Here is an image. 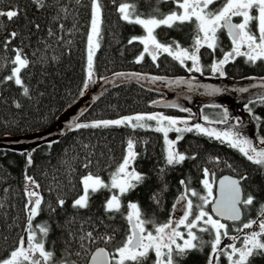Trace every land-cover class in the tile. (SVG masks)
Wrapping results in <instances>:
<instances>
[{
  "label": "trees",
  "instance_id": "trees-1",
  "mask_svg": "<svg viewBox=\"0 0 264 264\" xmlns=\"http://www.w3.org/2000/svg\"><path fill=\"white\" fill-rule=\"evenodd\" d=\"M62 2L67 4L71 15L58 22L53 20L54 10H40L33 0H2L0 2V10L7 11L19 7L27 13V20L40 25V29L37 30L31 25L26 27L27 21L23 16L14 22H9L7 17H0V28L3 29L0 31V42H3L12 31L22 33L21 37L9 45L8 50L0 48V80L10 74L11 64L8 61L14 56L12 49L22 46L29 59L33 61V67L25 70L23 75L32 92V100L39 101L38 103L30 101L28 97L23 96L22 89L12 82L0 84L3 101L6 102H0V204H3L0 208V258L6 257L8 252L16 246L19 238L26 234L24 232L26 224L24 174L27 165L26 157L21 153L32 151V149H36L33 153L34 163L31 167H27V174L35 177L41 186L39 190L45 196V201L53 206L58 196L66 199L70 205L76 196L82 194L80 179L88 172L98 174L109 182L111 173L125 154L126 142L130 137L137 142L136 151L141 153L136 162L137 170L148 173L152 179L127 199L139 201L148 218L154 219L156 223H163L170 215H173L172 205L183 191L180 180H190L189 187L201 195L207 194L201 183L204 179L202 173L204 167H208L215 173V181L223 173L236 176L247 174L251 177L247 182L251 184V187L247 191L251 192L256 187L264 189V180L257 166L247 161L237 150L208 137L187 133L185 139L179 143L180 150L190 155L194 153L199 155L195 161H186L184 165L168 170L166 176L168 190L164 193L161 204L157 206L149 197L153 191L158 190L155 173L164 165L162 134L151 130L133 131L127 127L82 129L69 132L67 122L64 120L66 115L73 120L79 117L82 122H90L157 110L177 117L187 114L180 112L177 108L165 107L167 101L190 108L194 113L203 110L204 114L212 117L213 114L208 111V107L200 105L202 101L212 98L204 94L203 88L189 92L186 85L169 86L167 81L194 76L199 84L211 85V79L208 76L213 75L208 66L213 60L222 58L224 52L231 50V41L226 32H221L219 48L215 54H210L206 48L201 49L202 63L205 66L202 75L195 72L189 73L166 53L155 62L145 54L143 62L136 63V58L143 51V45L138 41L129 44L128 41L133 36L145 35L144 30L141 26L128 24L120 18L117 7L124 0H116L115 3L112 0H102L104 23L101 47L94 57L95 83H91L81 96L80 92L83 90L86 79V48L90 30L91 0H80L79 3L76 0H62ZM128 2L137 3L140 12L148 14L150 11L146 0H128ZM150 3L151 6H157L158 0H150ZM158 6L163 13L175 8L171 0L159 2ZM216 7H219V3ZM235 20L238 21V18ZM59 24L64 25L63 31L59 28ZM194 28V25H184L179 29L161 28L157 30V35L161 42L170 43L172 40H179L183 47L190 48L194 41ZM49 29L55 35L49 36ZM61 36L63 40L58 39ZM21 39L24 41L23 45L20 44ZM53 56L57 59L53 60ZM42 57L43 62H41ZM188 63L190 66L191 62ZM226 71L228 74L224 77L225 84L222 88L229 83L230 86L244 85L243 88L249 89L248 92H240L234 87V90H228L234 93L233 97L236 99H231L234 111L243 120L252 122L248 114L240 109L237 100L240 95L260 88L252 87V85L258 86L261 78H264V63L258 62L253 65L247 63L244 57H237L234 62L226 66ZM117 73H140L148 78L141 79L131 75L117 76L115 75ZM154 76L165 79L153 82L151 77ZM169 89L174 90L178 96L174 97ZM37 90L44 94L42 98L35 95ZM185 95L189 97L185 98ZM189 99L193 100L191 101L193 105L188 103ZM13 101H19L24 105L23 110L16 109ZM153 101L159 103L153 104ZM251 107H253L252 116L262 118V120L255 119V122L251 123L255 126L250 131L252 139L254 138L253 140L258 143V138L264 137V105L256 103ZM81 112L83 116H80ZM169 135L174 139L176 133ZM50 141H58V143H53L49 148ZM144 141H147V144H144ZM84 145L88 147L85 148ZM217 156L221 163L210 161L211 157ZM88 160L92 163L85 169L83 165L88 163ZM229 164L231 168L227 166ZM49 189L52 191L50 192ZM108 196L107 190L97 193L92 198V211L81 213V215L104 218L102 205ZM259 199L264 203V191L261 192ZM193 200L194 203H200L197 198ZM206 210L211 211L210 204L206 206ZM72 214V210L68 208V215ZM257 214L258 210L253 209L248 216L255 218ZM56 219L63 222L65 217L61 214ZM45 221L51 223L47 212L37 217L34 225ZM104 224L110 227L100 226V233L114 235L115 239L109 245L103 242L93 245V249L106 246L111 250L118 246L129 227L124 217L119 214L114 219H105ZM229 224L231 227V222ZM149 229H152L151 225ZM84 230L90 231L92 228L85 225ZM233 234H235L234 231ZM203 235L205 240L210 239L207 234ZM63 238L60 230H56L48 237L50 242H55L58 254ZM74 250L78 249L74 248ZM208 252L207 247L202 253L193 252L183 261V264H207ZM72 259L78 258L73 256ZM79 264H85V261L79 260ZM221 264H227L225 257H221ZM253 264H264V258L254 259Z\"/></svg>",
  "mask_w": 264,
  "mask_h": 264
},
{
  "label": "snow or ice",
  "instance_id": "snow-or-ice-1",
  "mask_svg": "<svg viewBox=\"0 0 264 264\" xmlns=\"http://www.w3.org/2000/svg\"><path fill=\"white\" fill-rule=\"evenodd\" d=\"M76 2L79 3L80 0ZM112 2L115 3L116 0ZM159 2H167V0H158ZM171 2L175 8L167 13L160 11L158 3L157 6H151L150 0H146L150 6L148 14L140 12L135 2L130 3L124 0L118 5L117 11L120 18L128 24L141 26L145 32V35L133 36L128 41L129 44L138 41L143 45V51L136 58V63L143 62L145 54L155 62L166 53L189 73L195 72L202 75L205 66L202 63L201 49L206 48L210 54H215L219 48L221 32H226L230 38L231 50L224 52L222 58L213 60L208 66L213 76L226 77L228 74L226 66L234 62L237 57H244L247 63L253 65L258 62L264 63V0H171ZM33 3L40 10H54L53 20L57 22L71 15L67 4L62 0H51V2L33 0ZM218 3L219 7H216ZM22 16L27 21L26 27L31 25L37 30L40 29L39 24L27 20V13L19 7L7 11L0 10V17H7L9 22H14ZM235 18H239V22H235ZM103 23L102 0H91L90 30L86 48V79L83 90L80 92L81 96L91 83H95L94 57L101 47ZM184 25L195 26L194 41L190 48L183 47L179 40L164 43L158 39V29H179ZM59 28L63 31L64 25L59 24ZM2 30L0 28V31ZM48 35L55 34L49 29ZM21 36V32H10L7 38L0 42V48L8 50L9 45ZM58 39L63 40V37ZM23 43L21 39L20 44L23 45ZM12 51L14 56L8 61L11 64L10 74L4 76L0 84L12 82L22 89L23 96L28 97L33 103H38V100H32V92L23 75L25 70L33 67V61L29 59L22 46L15 47ZM52 59L55 60L57 57L53 56ZM188 62H191L190 66ZM115 75L148 78L140 73ZM164 79L159 76L151 77L153 82ZM167 83L169 86L177 87L186 85L189 92L203 88L204 94L209 96L227 91L222 87L199 84L194 76L169 80ZM258 86L264 89V78H261ZM238 91L248 92L249 89L245 87ZM35 95L42 98L44 94L37 90ZM0 102H5L2 91H0ZM157 103L159 102L153 101V104ZM256 103L264 105V91L256 93L244 107L251 114L253 107L250 105ZM13 104L16 109L24 108L19 101H13ZM164 106L177 108L180 112L189 113V115L177 117L165 115L163 112L136 113L117 119L90 122H82L79 117L73 120L66 115L64 120L67 122L69 132L82 129L127 127L133 131L151 130L162 134L164 165L155 173L158 190L153 191L149 197L157 206L161 204L163 195L168 190L166 179L168 170H174L177 166L184 165L186 161H195L199 155V153L190 155L180 150L179 143L185 139L187 133L208 137L237 150L247 161L257 166L264 180V137L258 138L257 143L245 135L244 121L239 117H232L227 107L218 104L210 105L212 108L221 109L215 118L204 114L202 110L200 119L205 123H192L195 114L190 108L182 107L178 103H166ZM80 116H83V112ZM254 119L262 120L259 116H254ZM170 133H176L174 139L170 138ZM53 143L58 141L48 142V147L51 148ZM136 143L131 137L127 140L125 154L111 173L109 182L92 172L82 176L80 179L82 194L76 196L70 205L66 199L59 196L55 200V206L45 201V196L39 190L40 184L35 177L27 174V167H31L34 163L33 153L36 149L21 153L26 157L27 165L24 174L26 238L21 236L8 255L0 258V264H79V260H84L85 264H183L191 253H202L205 247L209 249L207 264H221V257L226 258L227 264H253L254 259L264 258V203L259 199L264 189L256 187L251 192L247 191L251 187V184L247 183L251 179L250 176L243 174L222 178L218 182L220 195L216 198L213 195L216 184L215 173L208 167H204L202 169L204 179L201 183L207 194L201 195L189 187L190 180H180L183 191L172 205L173 215H170L163 223H156L154 219L148 218L139 201L127 199L152 179L148 173L137 170L136 162L141 153L136 151ZM143 143L147 144V141ZM84 147L87 148L88 145ZM210 161L221 163L218 156L211 157ZM91 163L92 161L88 160L83 167L87 169ZM227 166L232 167L230 164ZM103 190L109 192L108 198L102 205L105 217L94 218L81 215V213L92 211V198ZM49 191L51 192L52 189ZM193 198H197L200 203H194ZM209 204L212 205L211 211L206 210ZM178 205L183 214L176 218L174 213ZM2 207L3 204H0V208ZM68 208L72 210V215H68ZM253 209H257L258 214L255 218H250L248 213ZM44 212L48 213L51 223L45 221L34 225L36 218ZM61 214L65 217L63 222L56 219ZM117 214L123 216L129 225L123 240L111 250L106 246L93 249L92 246L100 242L105 245L112 244L114 235L101 234L99 227H110L104 224V220L114 219ZM85 225L91 226L92 230L85 231ZM149 225L152 226L151 230ZM56 230H60L64 237L61 240L62 247L59 249V254L55 248V242L48 240L50 234ZM203 234H207L210 239L205 240ZM225 239L231 242L225 243ZM73 256L78 259H72Z\"/></svg>",
  "mask_w": 264,
  "mask_h": 264
},
{
  "label": "rangeland",
  "instance_id": "rangeland-1",
  "mask_svg": "<svg viewBox=\"0 0 264 264\" xmlns=\"http://www.w3.org/2000/svg\"><path fill=\"white\" fill-rule=\"evenodd\" d=\"M238 22H239V18H238ZM207 75V74H206ZM205 75V76H206ZM211 80V85L212 86H216V87H222L224 84H225V79H224V77H219V76H215V77H213V76H211V75H209L208 76ZM214 79V80H213ZM218 79V80H217ZM217 82V83H216ZM239 83H244V82H239ZM229 84V83H228ZM228 84H226L224 87H225V89H229V90H234L233 89V87L234 88H238V89H240V88H243L244 87V85H238V86H230V85H228ZM257 87H259V86H257ZM231 88V89H230ZM237 89V90H238ZM169 90H171V89H169ZM228 90V92H222V93H219V94H217V95H214V96H212V98H209V99H207V100H205V102L204 101H202V104H200V105H206V106H209L208 107V111H211L212 112V117L213 118H215V116H216V114L217 113H219L220 111H221V109H217V108H212V107H210V105H213V104H218V105H222V106H224V107H227L228 109H229V112H230V114H231V116L232 117H239L240 119H242L235 111H234V109H233V107H232V101H231V99H234V100H236L234 97H233V92H231V91H229ZM261 91H264V89H261V88H257V89H255V90H253L252 92H250V93H246V94H244V95H240L239 97H241V98H239V100H237V101H239L238 103L240 104V109L245 113V114H248V116L251 118V121L253 122L255 119H254V117L252 116V113L250 114L247 110H246V108L244 107V105L248 102V100L250 99V98H252L256 93H258V92H261ZM171 94L172 95H174V97H176L175 95H177L178 96V94L176 93V92H174V90H171ZM186 97H189V96H186L185 95V98ZM196 97V96H195ZM200 97V96H199ZM191 101H193V100H190L189 99V102L188 103H191ZM166 103H170L169 101H167ZM192 105H193V103H191ZM251 106V105H250ZM192 111V110H191ZM152 112H163L165 115H168V114H166V112H164V111H162V110H157V111H152ZM152 112H149V113H152ZM192 113H194L193 111H192ZM195 114V117L193 118V120L191 121L192 123H197V122H199V123H205L202 119H200V116H201V111L199 112L198 111V113H194ZM189 115V113H187V114H183L182 116H178V117H184V116H188ZM171 116H173V115H171ZM243 120V119H242ZM244 121V127H243V132H244V134L245 135H248L250 138H252V136H251V133H250V131H251V129H253V128H255V126H254V123H253V126H252V122H250L249 120H243ZM255 122V121H254ZM215 127H226V126H224V125H214ZM252 126V127H251ZM255 135V134H254ZM254 139V138H253ZM213 195H214V191H213ZM183 214V212H182V209L180 208V206L178 205L177 206V209H176V211H175V217L176 218H178L179 216H181ZM181 230H183V229H181ZM25 238H26V234H25ZM231 241L230 240H228V239H225V243H230Z\"/></svg>",
  "mask_w": 264,
  "mask_h": 264
},
{
  "label": "water",
  "instance_id": "water-1",
  "mask_svg": "<svg viewBox=\"0 0 264 264\" xmlns=\"http://www.w3.org/2000/svg\"><path fill=\"white\" fill-rule=\"evenodd\" d=\"M235 22H238L235 20ZM226 176H236V175H233V174H230V173H223L221 175H219L217 178H216V184H215V190H214V196L216 198H219V195H220V192H219V180H221L222 178L226 177ZM210 210H212V205L210 204ZM98 247H104V246H98Z\"/></svg>",
  "mask_w": 264,
  "mask_h": 264
},
{
  "label": "bare ground",
  "instance_id": "bare-ground-1",
  "mask_svg": "<svg viewBox=\"0 0 264 264\" xmlns=\"http://www.w3.org/2000/svg\"><path fill=\"white\" fill-rule=\"evenodd\" d=\"M239 98H241V97H239Z\"/></svg>",
  "mask_w": 264,
  "mask_h": 264
},
{
  "label": "flooded vegetation",
  "instance_id": "flooded-vegetation-1",
  "mask_svg": "<svg viewBox=\"0 0 264 264\" xmlns=\"http://www.w3.org/2000/svg\"><path fill=\"white\" fill-rule=\"evenodd\" d=\"M237 21V20H236Z\"/></svg>",
  "mask_w": 264,
  "mask_h": 264
}]
</instances>
